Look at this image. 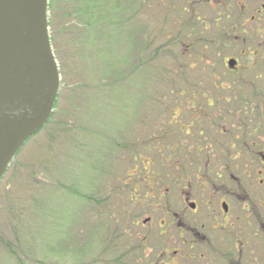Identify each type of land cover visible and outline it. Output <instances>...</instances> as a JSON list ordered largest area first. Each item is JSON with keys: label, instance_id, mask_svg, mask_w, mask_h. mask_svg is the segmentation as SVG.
Returning a JSON list of instances; mask_svg holds the SVG:
<instances>
[{"label": "rangeland", "instance_id": "rangeland-1", "mask_svg": "<svg viewBox=\"0 0 264 264\" xmlns=\"http://www.w3.org/2000/svg\"><path fill=\"white\" fill-rule=\"evenodd\" d=\"M207 1L196 4L209 25L202 36H185L176 50H161L156 56L154 51L166 42L158 36L161 5L147 0L140 10L139 0H52L54 8L48 15L54 10L66 13L57 18L63 33L52 45L55 55L59 52L61 71L57 105L49 124L20 149L0 182V264H115L118 254L138 247L135 233L151 246L158 242V221L167 208L184 211L178 184L189 185L201 211L198 187L206 177L213 188L221 183L235 192L230 176L214 175L221 170L220 159L206 174L204 168L210 164L204 160L206 153L176 154L171 144L176 137L188 138L177 132V122L188 126L194 113L201 115L196 125L208 138L222 139L237 126L241 135L248 130L237 120L236 75L223 60L232 48L203 46L212 36L223 35L211 31L214 19L223 24L224 12L230 19V11L239 13L242 6L257 16L254 11L264 0ZM81 4L88 5L84 14L76 8ZM49 30L51 34L50 26ZM199 56H206V61ZM191 127V132L197 130L194 124ZM257 135L263 145L264 125ZM131 138H137L136 149L128 151L124 144ZM149 138L155 139L148 143ZM137 152L139 158L134 160ZM195 166H201L197 175ZM259 167L264 172V166ZM141 173L149 184L137 177ZM124 175L127 183L122 186ZM138 180L141 189L131 199V186ZM148 186L162 193L161 207L166 200L170 203L154 214L149 210L139 216L146 209L137 202ZM223 192L220 189L218 196ZM243 192L250 195L241 201L244 213L251 209L264 216V189L246 187L238 193L241 198ZM229 200L235 209V201ZM151 214V223L143 226L141 221ZM259 239L258 264L264 261L261 234ZM122 259L124 263L117 264H133L129 255ZM139 259L140 253L134 264L144 262ZM205 261L183 259L179 264Z\"/></svg>", "mask_w": 264, "mask_h": 264}, {"label": "flooded vegetation", "instance_id": "flooded-vegetation-1", "mask_svg": "<svg viewBox=\"0 0 264 264\" xmlns=\"http://www.w3.org/2000/svg\"><path fill=\"white\" fill-rule=\"evenodd\" d=\"M239 10L240 22L223 24L224 28L235 30L221 34L233 37V43H220L219 48H232L223 55V60H236L233 67H228L227 64L225 66L236 75L240 92V116L237 120L248 130L241 135L237 130L240 126H237L228 130L224 138L219 139L201 135L203 131L199 129L197 134L187 132L188 138H176V154L182 152L186 155L188 151H198L199 155L203 154L204 149L207 150L204 160L210 164L204 168L206 174H209L207 170L216 166V160L220 159L221 170L214 175L230 176L229 182L236 186L235 192L231 189L225 190L221 183L213 188L206 177L205 182L198 187L203 196L200 203L204 211L202 209L201 213V206L188 189L189 185L182 187L178 184V201L183 205L184 211L170 208L165 210L166 216L158 221V242L152 243V246L144 236L140 237L143 254L141 259L144 260L142 264H179L183 259L196 262L206 260L203 264H252V259L253 264H258L255 262L259 257L255 247L260 248L259 238L261 228L264 227V216L251 213V209L245 214L241 201L250 198V195L243 192L241 198L238 193L254 185L264 189V172L259 167L264 166V144L260 145L257 141L258 127L264 125V3L254 11L257 16L253 13L247 14L248 9L245 6ZM200 57L202 60L206 58ZM191 107L195 110L194 105ZM200 116L197 113L191 115L194 121ZM221 131L224 133L225 129ZM178 166L180 165L177 163L176 168ZM200 167H194L196 175ZM220 189L224 194L218 196ZM162 196H152L155 200L151 204L152 214L169 205L170 202L166 200V204L161 207ZM229 198L235 201V209ZM186 210L191 214H186ZM152 214L147 216L149 220L144 225L151 223ZM136 224L137 222L134 223ZM139 235L138 232L135 233V236ZM249 238H252L253 242L250 243ZM198 246H202L204 250L199 251Z\"/></svg>", "mask_w": 264, "mask_h": 264}, {"label": "water", "instance_id": "water-1", "mask_svg": "<svg viewBox=\"0 0 264 264\" xmlns=\"http://www.w3.org/2000/svg\"><path fill=\"white\" fill-rule=\"evenodd\" d=\"M47 8L48 0H0V177L45 124L57 96L60 74Z\"/></svg>", "mask_w": 264, "mask_h": 264}, {"label": "trees", "instance_id": "trees-1", "mask_svg": "<svg viewBox=\"0 0 264 264\" xmlns=\"http://www.w3.org/2000/svg\"><path fill=\"white\" fill-rule=\"evenodd\" d=\"M156 3V5H158L160 7H162V19H159V30H158V36H161L162 38H165L166 42H161L159 46L158 50L154 51V55H160V51H172L173 49L176 50V47L179 45V43L184 39V37H188L189 35L192 36V38H198L200 36H202V34L207 30L208 28V22H206L204 20V18L202 17L201 11H200V7H198L197 1H204V2H208L207 0H150ZM147 0H139L138 2V6L141 9H144L145 4H146ZM101 7V6H100ZM225 9L229 10V6L228 4H224ZM54 8V4L52 2V0H50L49 2V6L48 9L49 10H53ZM76 8L78 9V11L82 14H84L87 10H88V5H77ZM116 12V11H114ZM113 12V13H114ZM187 14L186 16H188V18L183 19V15ZM66 13L63 15L60 13V11H56L54 10L52 12V14L49 15V26L51 30V34H50V40H51V44L54 45L56 43V40H58L59 37L62 36V29L60 28V25H57L58 21L57 18L58 17H65ZM99 17L100 14H98ZM228 13L224 12L223 14V18L220 19V22L222 21L223 24L226 23H237L240 22L239 20V13H234L230 11V15L231 18L227 19L228 17ZM97 24V23H96ZM223 24H218L217 23V19H214L212 24H211V31L212 29H214V31H222L224 29L223 32L229 31V30H235L233 28H223ZM116 25V24H114ZM94 38H97V36H94ZM224 36H212L211 39H208V42L206 43L207 45H210L211 47L214 48H219L218 46L220 45V43L222 42ZM226 43H233L232 38L224 39ZM198 42V41H196ZM57 44V43H56ZM207 45H204L203 47L206 48ZM58 49V47H57ZM55 53V52H54ZM168 53V52H167ZM59 55V52L56 53V56ZM59 59V58H58ZM61 72V71H60ZM181 93V91H180ZM56 105H57V101H56ZM197 129V128H196ZM199 129H197L196 131H194L196 134L198 133ZM155 138H149V142L150 143L152 140H154ZM163 138H161L160 140H162ZM137 142V138H131L129 140V142H127L126 144H124V147H128L131 146L130 148H133L136 145ZM131 143V144H130ZM134 149H136L134 147ZM161 151V150H160ZM207 151V150H206ZM136 155H138V152L136 153ZM122 183H125L124 180H121V185ZM125 184H123L122 186H124ZM128 188H124V187H120L122 188V190H128L129 186H127ZM132 190L135 192L137 189H141L140 186L137 187L136 183H134L131 186ZM121 190V191H122ZM122 205V204H121ZM123 206V205H122ZM121 207H117L116 211L119 214ZM262 235L264 236V227H262ZM264 244V242H263ZM138 250H141V248H133L130 250H124V252L122 254H118L117 258H114V262L115 263H124L123 261V257L126 255L131 256V261L132 263H137V256L138 253H140V251L138 252ZM142 258V255L140 253V259ZM139 259V261H140ZM260 264H264V261L261 262Z\"/></svg>", "mask_w": 264, "mask_h": 264}]
</instances>
